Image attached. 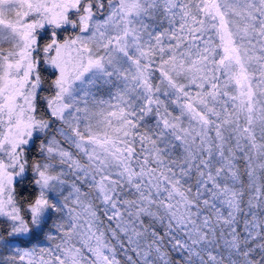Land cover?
<instances>
[{"label": "snow or ice", "instance_id": "snow-or-ice-1", "mask_svg": "<svg viewBox=\"0 0 264 264\" xmlns=\"http://www.w3.org/2000/svg\"><path fill=\"white\" fill-rule=\"evenodd\" d=\"M0 264H264V0H0Z\"/></svg>", "mask_w": 264, "mask_h": 264}]
</instances>
